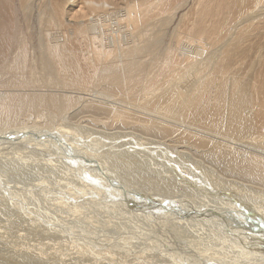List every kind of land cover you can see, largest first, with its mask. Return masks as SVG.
<instances>
[{"label":"bare ground","instance_id":"6f19581e","mask_svg":"<svg viewBox=\"0 0 264 264\" xmlns=\"http://www.w3.org/2000/svg\"><path fill=\"white\" fill-rule=\"evenodd\" d=\"M263 14L264 0H0V203L21 242L49 241L10 264H264L258 194L179 162L264 191V58L226 50ZM70 125L138 138L86 143Z\"/></svg>","mask_w":264,"mask_h":264},{"label":"rangeland","instance_id":"374dc122","mask_svg":"<svg viewBox=\"0 0 264 264\" xmlns=\"http://www.w3.org/2000/svg\"><path fill=\"white\" fill-rule=\"evenodd\" d=\"M181 14V13H180ZM178 15V17L175 19V21H174V23H173V26H172V28H174L175 27V25H177L178 24V22H179V17L181 16V15ZM183 27V26H182ZM181 27V28H182ZM171 35V32H170V34H169V36ZM255 36V37H254ZM247 50V51H249V53H250V56H251V60L252 59H254L255 58V55H256V53H257V57H259V58H264V14L262 15V16H260L258 19H256L254 22H251V23H247V24H245L238 32H237V34L235 35V37L233 38V40H232V42L228 45V47L226 48V50L232 55V57L233 58H237V59H242V55H241V53H240V50ZM246 59H250V57H247ZM42 120H39V122H41ZM24 126V125H23ZM18 127H22V126H18ZM78 129H77V128ZM70 128H71V130H73V131H76L77 133H79V135H83V137L84 136H86L85 137V139H83V140H85V142L86 143H89V142H92L94 139H98L99 141H102V142H108V141H122V138H127V136H128V139L127 140H129L130 138H131V140L132 139H137L138 137H135L134 135H128V134H123L124 132H122L121 133V135H120V133H118V134H112V133H104L103 131H99V130H92V129H89V128H86V127H84V126H77V125H70ZM82 128H83V130H82ZM88 129V130H87ZM90 130V131H89ZM85 131H87V132H85ZM95 131V132H94ZM97 131H99V132H97ZM92 132V133H91ZM96 132H97V134H96ZM90 133H91V135H90ZM89 134V135H88ZM95 134V135H94ZM107 134V135H106ZM123 134V135H122ZM98 135H100V136H98ZM109 135V136H108ZM110 135H111V137H110ZM124 135H125V137H124ZM127 135V136H126ZM105 136H107L106 138H105ZM119 136V138H117ZM131 136V137H130ZM133 136V137H132ZM82 137V136H81ZM98 137V138H97ZM102 137H103V139H102ZM135 137V138H134ZM114 138H116V139H114ZM126 138L124 139V140H126ZM108 139V140H107ZM140 139V138H139ZM126 140V141H127ZM142 142H145L144 140H142V139H140ZM146 144H151V146L152 145H155V146H157V148H159L160 150H163L162 149V147H160L159 145H157L156 143L155 144H153V142L152 143H147V142H145ZM154 146V147H155ZM159 146V147H158ZM127 149H128V146L127 147H125V150H124V148H122V149H120L119 151H121V152H126L127 151ZM188 157V156H187ZM187 157H183L182 159L180 158L179 159V162H181L180 164H184V166H187V164H188V166H193V168L195 167V169H196V171L197 172H199L200 173V175H202V176H204V177H207L209 180H211L212 181V178H213V180L214 181H212V182H214V184L217 186V188H219L220 190H223L224 189V187H226L225 188V190H223V191H226V192H229V191H231L232 192V194H233V191H236V193H235V195H238L239 196V193H241L240 194V198L241 199H243V200H245V202L246 201H248V202H246V203H252V204H254V203H258L259 202V200H260V202H259V204H263L264 203V191H254L253 189L251 190V191H246V190H242L243 192L245 191V193L243 194L242 192H240L241 191V186H239V189H235L236 188V186H235V184L234 183H230V182H228L226 179H224L223 177V179L225 180V181H222V178H220V176L216 173V172H214L213 173V171L212 170H210L209 168H207V169H209V171H207V169H204V166L203 165H201V164H197L195 161H193V160H190V159H187ZM183 160V161H182ZM188 161V162H187ZM178 162V163H179ZM193 162H195L196 163V166H194L193 165ZM206 167V166H205ZM199 168V169H198ZM202 168V169H201ZM116 169V170H115ZM198 169V170H197ZM203 171H201V170ZM112 170H114V171H116L121 177H123V175H122V173H123V170H122V168L120 167H118V166H116V165H114L113 166V168H112ZM122 172V173H119V172ZM201 172H202V174H201ZM207 172H208V174H207ZM212 172V173H211ZM9 174L12 176V179H13V181H18L20 178H21V180H19L20 182L22 181L23 183L25 182L26 183V181L28 182L29 181V179H27L26 178V176H24V174H22V176H21V174H20V171H15V173H14V171H12V172H9ZM15 174V175H14ZM209 174L211 175V178H210V176H209ZM213 174H214V176H215V178H214V176H213ZM216 174V175H215ZM216 176H217V179H216ZM14 177H17V178H14ZM219 177V178H218ZM230 183V187L231 188H229V187H227V185H229L228 183ZM221 182H224L223 184H220ZM227 183V184H226ZM223 185V186H222ZM234 186V187H233ZM137 188L139 187V186H136ZM233 187V188H232ZM228 188V189H227ZM233 189H235V190H233ZM228 190V191H227ZM239 191V192H238ZM230 192V193H231ZM238 192V193H237ZM247 192V193H246ZM249 192V193H248ZM257 192V193H256ZM251 193V195L249 196V194ZM245 195V196H243V195ZM258 194V196H256ZM242 195V196H241ZM249 196V197H248ZM257 198H256V197ZM245 197V198H244ZM247 197V198H246ZM261 197V198H260ZM258 200H256V199ZM256 200V202H255V200ZM254 204V205H259V204ZM264 205V204H263ZM3 208V209H2ZM0 223H2L0 226V235L3 233V231H4V235L2 234L1 236H3V237H7L6 239L5 238H3L2 239V241H3V244H2V246L4 245V249L5 250H3V247L0 245V251H2V252H4V251H6V252H4V254L2 253V252H0L1 254H0V258H2V259H0V264H3L4 262V264H10V263H13L14 262V260L16 259V260H19V258L20 259H29L30 257H32L31 259H29L30 261H33L34 260V258L33 257H35V254H37L36 252H39L38 250H36L37 248H39V245L40 244H44V243H46V242H49L48 240H45V238H43L41 235H40V232L37 230V229H34V228H31L30 229V232L28 231L27 232V234H26V236H25V238H24V241H23V238H22V242L20 241L21 240V238H19V235L18 234H20V229H21V226L19 225V222H15L14 223V221L15 220H12L11 218H9L8 217V212H6V209H4V207L1 205V203H0ZM5 215H4V214ZM2 215H4L5 217H3ZM7 216V217H6ZM3 218V219H2ZM9 218V219H8ZM8 219V220H7ZM3 220V221H2ZM9 220L11 221L12 220V222H9ZM7 222L10 224V226H8L9 224H7ZM7 224V225H6ZM12 226V227H11ZM16 228H15V227ZM10 227L12 228V230H10ZM15 229H14V228ZM5 229V230H3V229ZM9 228V229H8ZM20 228V229H19ZM16 229H18V230H16ZM3 230V231H2ZM15 230V233L13 232ZM33 230H35V231H33ZM17 231V232H16ZM11 232V233H10ZM36 232V233H35ZM8 236H7V235ZM15 234V235H14ZM12 235V236H11ZM18 236V237H17ZM12 237V238H11ZM37 237V238H36ZM14 238V239H13ZM30 238V239H29ZM43 240H42V239ZM8 239V240H7ZM20 239V240H19ZM38 239V240H37ZM5 240V241H4ZM9 240H11V241H9ZM13 240V241H12ZM14 240H15V242H14ZM20 242V243H23V244H18V241ZM25 240L27 241V243L25 242ZM28 240H30V241H28ZM33 241V242H32ZM35 241V242H34ZM37 241V242H36ZM10 242V243H9ZM38 242H40V243H38ZM5 243V244H4ZM16 243V244H15ZM33 244V246H32V244ZM11 244H13V245H11ZM50 244V243H49ZM16 245V246H15ZM27 245H28V247H31V248H29V250H28V248H27ZM38 245V246H37ZM35 246V247H34ZM19 247V248H18ZM19 249V250H17V249ZM26 248V249H25ZM53 248H55V246H53ZM8 249V250H7ZM11 249V250H10ZM12 249H14V250H12ZM16 250V251H15ZM21 250H23V251H21ZM34 250H36V251H34ZM10 251V253L11 252H13V253H11V254H9V253H7V252H9ZM25 251L27 252L28 251V253L26 254L25 253ZM30 251H32V252H30ZM54 252L53 251V249H48L47 250V252L48 253H50V252ZM16 254H18V255H16ZM30 253V254H29ZM32 253V254H31ZM13 254L16 256V258H15V256H13ZM20 254V255H19ZM3 257H2V256ZM6 255H7V257H6ZM9 255V256H8ZM11 255V256H10ZM25 255V256H24ZM29 255H30V257H29ZM59 254L57 253L56 254V256H58ZM20 256V257H19ZM26 256H28V257H26ZM5 257L8 259H5ZM14 257V258H13ZM19 257V258H18ZM26 257V258H25ZM60 257V256H59ZM10 258L11 259H13V260H10ZM43 258H48V257H46V256H43ZM51 258H54L55 260L57 259V258H55V257H50V259L48 260V262L46 263V264H48V263H52L53 261V263H56V264H59V262L56 260V262H55V260H51ZM3 259H5V260H3ZM22 259V260H23ZM6 260H7V262H6ZM15 260V261H16ZM3 263H2V262ZM11 261H13V262H11ZM50 261V262H49Z\"/></svg>","mask_w":264,"mask_h":264}]
</instances>
